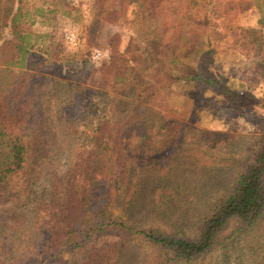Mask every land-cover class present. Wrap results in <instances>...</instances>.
<instances>
[{
    "label": "rangeland",
    "instance_id": "obj_1",
    "mask_svg": "<svg viewBox=\"0 0 264 264\" xmlns=\"http://www.w3.org/2000/svg\"><path fill=\"white\" fill-rule=\"evenodd\" d=\"M11 1L0 0V19ZM25 1L22 10L30 13L19 20L22 33L51 56L34 70L35 93L12 129L27 147L26 161L0 182V264L77 263L87 244L59 254L46 244L58 198L75 178L84 212L103 194L111 215L130 227L124 235L103 231L92 239H120L115 264H264V215L245 230L231 221L209 253L188 263L158 261L157 247L136 232L181 228L194 235L190 223L237 172L233 158L264 132V0ZM101 2L103 21L91 34ZM113 51L118 63L109 73L104 64ZM12 52L1 39L0 94L22 69L9 63ZM196 73L248 93L249 103L228 100ZM102 116L119 123L115 139L109 130H94ZM203 129L232 133L233 142L207 148L199 138ZM118 166L121 190L113 184ZM220 166L228 171L222 176ZM162 178L170 188L159 205ZM175 215L182 219L173 222Z\"/></svg>",
    "mask_w": 264,
    "mask_h": 264
},
{
    "label": "trees",
    "instance_id": "obj_2",
    "mask_svg": "<svg viewBox=\"0 0 264 264\" xmlns=\"http://www.w3.org/2000/svg\"><path fill=\"white\" fill-rule=\"evenodd\" d=\"M11 2L12 5L5 11L4 20L0 19V40L4 38L10 41L13 52L10 54L9 63L22 69L16 74L12 87L4 90V94H0V146L4 145V149L0 148V182L8 175L10 176L24 168L27 147L18 136L13 134L12 129L20 127L19 125L23 122L25 113H27V106L30 103L27 97L35 93L34 70H41L46 67L47 63L50 64L49 56H51L48 49L36 48L34 43H31L22 33L19 20L30 13L28 9L22 10V7L27 5L26 1L14 0ZM14 2H16V6H14ZM105 11V3L101 2L93 24L89 26L91 34L97 25L103 21L102 17ZM243 42L244 37L239 40L238 46L244 47ZM114 44L111 43L112 48L115 47ZM252 55L256 56V54ZM117 63V57L113 51L104 64L105 71L110 73ZM194 77L210 83L232 102L246 105L250 101L248 93L231 89L223 80H217L213 75L196 73ZM114 121L112 117L105 118L102 116L94 130H100V132L109 130L108 135L111 132L119 133L117 130L119 123ZM111 123L115 125L114 128L109 126ZM110 136L115 139L114 136L117 134ZM233 136L232 133L220 130L203 129L200 130L199 138L207 148L212 149L230 144L233 142L231 138ZM116 139L115 143L119 145L120 142L118 138ZM246 148L242 157H235L232 160L231 165L237 168V172L229 181L226 191L218 196L211 195L208 198L209 203L205 213L196 222L190 223L195 230L194 235H188L181 228L164 230L147 227L136 230L143 239L157 247L158 261L166 258L173 261L183 260L186 263L196 260L211 251L214 243L231 221L237 222L238 230L249 229L259 223L264 215V132L253 134L247 142ZM123 166L121 165V168ZM118 168L113 184L117 190H121L124 182H121L120 176L122 169L120 166ZM216 169L220 176L228 172L222 166ZM168 182L162 178L160 184H157L156 189H160V192L157 194L154 203L159 205L167 203L168 200L164 199V193L161 192L170 188ZM79 186L80 183L76 182V178L74 182L73 179L68 181L63 194L58 198V206L51 214L50 222L52 223H50V228L47 231L46 244L58 254L63 248L71 250L76 246L87 244L88 246L85 247L76 264H115L121 246L120 239L114 242L104 240L101 243L94 242L92 239L96 234L103 231L124 235L130 231V227L123 218H116L111 215V200L103 194H99L90 202L91 210L88 214L84 212L86 201L79 197ZM176 186L187 188L181 182L177 183ZM175 219L180 220L182 218L180 215L172 216L173 222ZM90 241L91 244L89 245ZM62 243H64L63 246ZM56 263L63 264V262ZM225 264H228L226 260Z\"/></svg>",
    "mask_w": 264,
    "mask_h": 264
}]
</instances>
